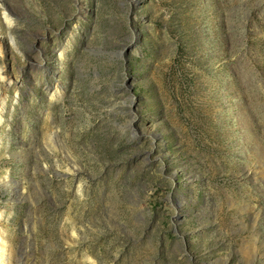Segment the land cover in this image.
I'll use <instances>...</instances> for the list:
<instances>
[{"label":"rangeland","instance_id":"rangeland-1","mask_svg":"<svg viewBox=\"0 0 264 264\" xmlns=\"http://www.w3.org/2000/svg\"><path fill=\"white\" fill-rule=\"evenodd\" d=\"M2 96L4 264H264V0H0Z\"/></svg>","mask_w":264,"mask_h":264},{"label":"bare ground","instance_id":"bare-ground-1","mask_svg":"<svg viewBox=\"0 0 264 264\" xmlns=\"http://www.w3.org/2000/svg\"><path fill=\"white\" fill-rule=\"evenodd\" d=\"M4 20L10 26V23H11L10 20L8 18H5V17H4ZM3 99L4 98L2 96V98L0 99L1 103L3 102ZM2 107H3V105L0 104V114H1V111L3 110ZM0 120H1V117H0ZM5 179H6V177H5ZM6 256H7L6 242H5V239L3 236V231L0 229V264L5 263Z\"/></svg>","mask_w":264,"mask_h":264}]
</instances>
